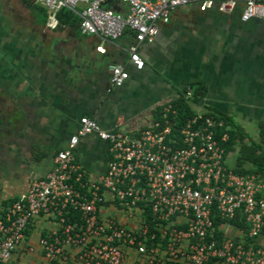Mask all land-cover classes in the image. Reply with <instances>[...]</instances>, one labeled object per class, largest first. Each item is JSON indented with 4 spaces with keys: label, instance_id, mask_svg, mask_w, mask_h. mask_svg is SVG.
I'll use <instances>...</instances> for the list:
<instances>
[{
    "label": "built area",
    "instance_id": "2783aa9c",
    "mask_svg": "<svg viewBox=\"0 0 264 264\" xmlns=\"http://www.w3.org/2000/svg\"><path fill=\"white\" fill-rule=\"evenodd\" d=\"M34 1L50 15L78 7L85 35L117 40L131 30L136 44L130 61L137 69L145 64L139 45L152 42L178 7L239 12L243 22L264 19V0H117L123 11L105 6L108 0ZM110 70L114 86L130 78L121 64ZM177 115L169 101L138 133L106 130L82 116L53 169L0 214V264L10 263L30 223L43 216L57 223L39 238L43 264H70V248L80 264H264V177L231 168L224 144L229 133L220 132L224 121L216 114L199 110L180 128ZM90 134L108 143L107 170L97 181L87 177L75 153ZM107 205L136 225L103 212Z\"/></svg>",
    "mask_w": 264,
    "mask_h": 264
},
{
    "label": "crops",
    "instance_id": "0c3cea01",
    "mask_svg": "<svg viewBox=\"0 0 264 264\" xmlns=\"http://www.w3.org/2000/svg\"><path fill=\"white\" fill-rule=\"evenodd\" d=\"M9 9V19L0 12V214L53 169L57 151L67 147L82 116L106 130L138 133L158 119L162 105L185 88L190 94L191 84L203 81L208 90L201 105H194L197 111L208 106L230 113L251 110L257 125L264 120V19L243 25L236 13L225 15L215 7H178L152 42L139 45L145 64L137 69L130 61L136 44L131 30L112 40L59 23L57 13L48 10L44 20L24 2L20 9ZM112 63L130 71L122 86L112 84ZM75 153L91 180L106 172L108 143L97 134L81 137ZM106 207V214L136 225ZM56 224L48 216L30 223L9 264H43L46 256L38 241ZM29 245L36 250H27ZM70 254V264H80L75 248Z\"/></svg>",
    "mask_w": 264,
    "mask_h": 264
},
{
    "label": "trees",
    "instance_id": "16d2710c",
    "mask_svg": "<svg viewBox=\"0 0 264 264\" xmlns=\"http://www.w3.org/2000/svg\"><path fill=\"white\" fill-rule=\"evenodd\" d=\"M23 2L32 11L43 15L44 20L48 18V12L45 7L37 4L34 0H23ZM111 2L113 4L118 1L112 0ZM105 6L111 7V4L107 2ZM78 10L79 9H71L68 7L60 9L56 14L59 23L80 26L81 18L78 14ZM235 15L237 22L243 23V25L253 22V19L249 22L241 21L239 12ZM191 89L189 94L187 88H185L176 99L171 101L178 110V115L176 117V126L178 128L184 126L189 118L197 114L194 105H201V100L206 96L208 87L205 82L200 81L191 84ZM162 107L163 105L160 109H162ZM160 114L159 111V117ZM205 114H216L218 118L224 121V126L220 128V132L226 131L229 133V139L224 143L226 147V156L228 157L230 152L237 150V157L231 168L237 173H255L264 177V120L259 121V139L254 140L245 128L236 121L232 113L217 107L208 106L205 109ZM12 202L13 201H10L9 204ZM9 204H6L5 207Z\"/></svg>",
    "mask_w": 264,
    "mask_h": 264
},
{
    "label": "rangeland",
    "instance_id": "374dc122",
    "mask_svg": "<svg viewBox=\"0 0 264 264\" xmlns=\"http://www.w3.org/2000/svg\"><path fill=\"white\" fill-rule=\"evenodd\" d=\"M22 4H23L22 0H0V5H2L0 6V12H3L4 15L3 17L9 19L12 17L11 9H9L10 6L17 7L18 9H20V6ZM17 11L20 12V10ZM232 114L234 115L236 121L245 128V130L249 133L252 139L254 140L259 139V129H258V125L256 124V111L234 110L232 111ZM236 157H237V150L229 153L227 157V162L230 166L234 165Z\"/></svg>",
    "mask_w": 264,
    "mask_h": 264
},
{
    "label": "water",
    "instance_id": "95a60500",
    "mask_svg": "<svg viewBox=\"0 0 264 264\" xmlns=\"http://www.w3.org/2000/svg\"><path fill=\"white\" fill-rule=\"evenodd\" d=\"M109 1H110V0H108L107 2H109ZM113 9H115L116 11H119V10H118L117 8H115V7H114Z\"/></svg>",
    "mask_w": 264,
    "mask_h": 264
},
{
    "label": "flooded vegetation",
    "instance_id": "af4514ba",
    "mask_svg": "<svg viewBox=\"0 0 264 264\" xmlns=\"http://www.w3.org/2000/svg\"><path fill=\"white\" fill-rule=\"evenodd\" d=\"M0 106H3L1 103H0ZM0 110H2V108L0 109ZM2 113H0V115H1ZM4 115V114H3Z\"/></svg>",
    "mask_w": 264,
    "mask_h": 264
}]
</instances>
